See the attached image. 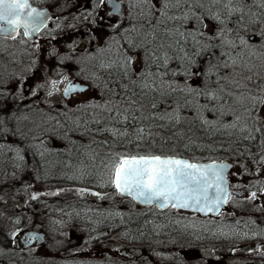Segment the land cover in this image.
Instances as JSON below:
<instances>
[{
	"label": "snow or ice",
	"instance_id": "6c2138e0",
	"mask_svg": "<svg viewBox=\"0 0 264 264\" xmlns=\"http://www.w3.org/2000/svg\"><path fill=\"white\" fill-rule=\"evenodd\" d=\"M105 3L106 0H97L93 7ZM111 8L107 15L123 17L128 26L118 33L119 38H111L107 49L99 50L111 54L99 63L100 69L112 77L111 83H104L109 95L102 98V103L85 100L79 110L99 109L106 115L101 120L93 113L90 120L84 121L81 135L92 131L89 124H104L96 132L113 138L110 147L129 136L130 143L139 145L157 135L164 139L162 133L168 130L182 138L184 132L175 129L198 122L210 137L226 134L234 137L236 144L259 141L258 160L248 148L238 156L248 152L252 163L264 165V0H128L126 16L116 0H111ZM47 19L48 14L33 7L29 0H0V34L5 38L15 39L21 30L23 36L30 37L47 26ZM92 79V87H98V77L93 74ZM50 83L52 89L58 90V81ZM87 91L68 81L63 95ZM52 94L50 90L48 95ZM71 123L66 127L57 120L45 133L50 138L67 139L70 132L82 127L79 117ZM128 127H132L134 135L127 131ZM153 128L160 131L153 132ZM61 129L63 135L57 136ZM9 131L3 128L5 135ZM4 147L0 145V149ZM29 147L41 157L50 151L42 141ZM9 150L15 152L18 161H24L22 149L9 146ZM106 156L100 160L104 171L99 174V186L110 184L119 196L141 204L219 214L221 206L237 195L230 191L226 176L232 165L223 161L200 163L179 155L139 151L109 152ZM90 158L94 161L96 156ZM79 172V177L69 179H82L86 173L82 168ZM250 188L257 189L249 192L250 202L259 198L258 193L264 195V181L257 180ZM76 191L80 195L89 192L85 188ZM90 194L103 199L99 192ZM36 198L34 194L32 199ZM17 235L12 233L14 239ZM33 239L38 237L29 233L25 244Z\"/></svg>",
	"mask_w": 264,
	"mask_h": 264
},
{
	"label": "rangeland",
	"instance_id": "374dc122",
	"mask_svg": "<svg viewBox=\"0 0 264 264\" xmlns=\"http://www.w3.org/2000/svg\"><path fill=\"white\" fill-rule=\"evenodd\" d=\"M124 1L126 16L128 0ZM45 3L50 5L53 11L50 28L57 33L56 43L50 42V53L57 56L55 62L49 65L35 61V73L25 71L21 69L15 51L20 46L17 40L0 39V104L8 103L10 107L21 103L20 107L26 109L12 117H0V134L3 133V128L7 127L10 131L7 133L6 145L13 149H22L21 154L27 159L28 145L31 143L28 140L27 144H22L21 140H33L35 135L40 137L35 139L36 143L42 141L45 147L57 146L59 140L50 138L45 129H52L57 120L61 123L64 120H72L76 117L73 113L79 116L97 113V109L81 111L79 105L85 100L102 103L100 95L108 94L106 90L103 92L100 89L104 88V83H111L112 79L108 78L107 72L100 69L99 57L107 59L111 54L107 51L102 54L99 50L107 49L111 38H119L118 33L128 26L124 18H97L96 11L93 15L82 18L83 12H93L91 0H46ZM80 13L81 16L77 18ZM115 25H119V28L114 30ZM93 74L98 77L95 80L98 87H92ZM70 78L72 83L88 84L89 91L73 93L65 99L64 83ZM53 80L58 81V90L52 89L50 82ZM50 90L53 92L51 96L48 95ZM15 96L17 99L13 103L12 98ZM64 110H70V114L64 113ZM52 117L56 119H51ZM62 117L69 119L62 120ZM9 153L11 158L16 159L14 151L9 150ZM257 154L253 156L258 160ZM4 156L1 154V158ZM223 160L230 161L231 158ZM231 161L234 162V171L239 182L236 188L244 189L249 195L250 185L256 181L249 176L259 177L264 165L251 163V166H255V173H251L253 168L246 164L247 161L252 162L250 156L247 159ZM21 163L22 167L13 166L9 171L2 172L6 173V176L0 175V260H7L9 264H264V260H252L247 257L249 254H255L257 249L258 252H264V240L259 243H244L247 246L242 248L243 242L237 237H229L226 227L229 211L230 216H237L238 209H254L264 205V195H260V200L250 202L247 198L242 200L239 194L216 218L201 219L198 215L173 209L163 211L164 214L161 215L152 212L158 220L163 217L171 228L164 230L165 236L161 238H149V241L143 243H130L121 229L109 230L108 226L107 230H99L100 228L94 226L86 227L85 222L80 219L90 215V212L86 209L83 212L78 211V208L82 205H87V208L115 206L117 210L134 219L136 216L146 215L147 211L143 210L145 207H139L132 200L109 189L99 192L103 199L91 195V192H95L91 189L83 195H80L77 189L71 190L67 198L78 200V207L74 208L72 202L70 204L73 206L70 209L76 211H65L69 201L47 205L50 197L43 190L47 183L39 179L40 172L33 163L26 159ZM243 164L244 167H241ZM34 194L36 199H32ZM16 220L20 223L16 224ZM202 224L205 229L209 227V233L199 231L197 225ZM25 228L42 230L45 233V242L39 251L36 248L20 250L19 236L14 239L12 233H18Z\"/></svg>",
	"mask_w": 264,
	"mask_h": 264
},
{
	"label": "trees",
	"instance_id": "16d2710c",
	"mask_svg": "<svg viewBox=\"0 0 264 264\" xmlns=\"http://www.w3.org/2000/svg\"><path fill=\"white\" fill-rule=\"evenodd\" d=\"M39 1L43 4H47L45 3L46 0ZM99 58L105 59L104 57ZM108 78L112 79L110 76ZM100 90L104 92L106 89L101 87ZM108 95L109 94L105 96V93L100 95V101L103 102L102 98L106 99ZM59 113L61 116L63 115L61 112ZM64 113L70 114V110H64ZM73 115L76 117L72 118V120H64L69 119V117H62L61 119L64 120L62 123L66 127H71V122L79 117L82 125L80 129L70 132L67 139L57 138L59 140V145H51L48 148L50 151L45 153L43 157L38 154V151L35 148L28 147V159L25 158L29 162L33 163L34 167L40 172L39 179H42L44 183H47V186L45 185L43 187L44 193H47V195L52 192L59 193L58 195H49L50 199H48L49 203L47 205L53 203L62 204V202L66 203L69 201L68 204H66L65 211H76L75 209H70V207H73L70 205L71 202L75 205L74 208L78 207L77 199L67 198L71 194V190L73 191L74 189L85 188L88 190H94L95 192H101L108 189L114 191V188L110 184L104 187L99 186L102 183L99 174L104 171L100 166V160L107 159L106 153L109 152H130L133 154L138 151L141 153L153 152L161 155L185 156L192 161L204 162L209 161V159H247L249 157L248 152H245L243 156H238V152L244 151L245 148L250 149L252 155H256L261 151L259 141L254 144H236L234 143L235 138H229L226 134H217L210 137L208 133L201 130V126L198 122L194 126L184 123L175 129L176 131L184 132L182 138L173 136L172 130H168L162 133L164 139H161L160 136L157 135L153 139H146L143 143L137 145L135 142L130 143V141H132V136H129L126 139L115 141V147H110L109 145L113 144V138L109 134H97L96 132L97 127H103L104 124L99 126L89 124L92 131L81 135V133L84 132V121L90 120L93 114H81L79 116L77 113H73ZM105 115L106 114L97 109V118L104 120ZM63 131L64 130L61 129L57 133V136H62ZM127 131L134 135L132 127H128ZM159 131V129L153 128V132ZM28 140L31 145L32 142L34 144H39V142L36 143L35 139L31 140L30 138L21 140V143L27 144ZM104 140H107L108 144L100 143ZM189 140H191L192 143H188ZM72 141H74V143H72ZM1 144L5 147L0 149V157L1 154L3 156L5 154L6 156L0 159L2 162L0 165V175L6 176L7 174L2 172L9 171L11 167L18 166L21 162H17V159L11 158L12 156L9 153V146L6 145V141L4 143H0V145ZM185 144H188L187 148H185ZM222 147H230L231 150L224 151L222 150ZM4 149L5 153L3 152ZM93 154L96 156L94 161L90 158ZM81 168L86 173L82 179H69V177L73 176L79 177V169ZM104 180H107L106 175L104 176ZM87 207V205H82L81 208H78V211L83 212L86 209L90 212V215L80 219V221L85 222L86 227L90 228L94 226L95 228H100L99 230H107V226L109 227V230L121 229L123 233H126L128 242L130 243H143L149 241V238L150 240L153 238H161L165 236L164 230L168 229V227L171 228L170 225L165 222L163 217H160L161 219L158 220L155 215H153L152 212L159 215L164 214L163 212L158 213V211L154 208H143V210L147 211L145 216H136L134 219H131L130 216H127L122 211L117 210L115 206L107 208H101L99 206H93L92 208ZM116 213H119L120 215H116ZM203 226L204 224L197 225L199 231L209 233V227L205 229ZM227 226L228 224L226 227ZM158 227L160 229H158Z\"/></svg>",
	"mask_w": 264,
	"mask_h": 264
},
{
	"label": "flooded vegetation",
	"instance_id": "af4514ba",
	"mask_svg": "<svg viewBox=\"0 0 264 264\" xmlns=\"http://www.w3.org/2000/svg\"><path fill=\"white\" fill-rule=\"evenodd\" d=\"M31 1L37 5H47V4H43L39 0H31ZM91 1H92V4L97 2V0H91ZM122 2H123L122 3V12L124 13L125 12V1L122 0ZM95 11H96V13H98L97 18L107 19V18H109L107 13L109 11H111V8L107 5V0H106V3L104 5H101L99 8L93 7L92 15H93V13H95ZM79 16H81V13L77 16V18ZM87 16H89L88 13H86V12L82 13V18L87 17ZM124 16H125V14H124ZM110 18L119 20V19H122L123 17H121V16L117 17V16L113 15ZM51 23H52V21L48 22L47 26L38 33L36 40H28L25 36H23L22 31L20 32L19 35L16 36L15 39L0 37V39H2L4 41H6V40L7 41L17 40V43L20 46H19L18 50L15 49V51L18 54L19 65L22 67L21 69L35 73V71L33 70L35 61L37 63H41V64L47 63L50 65V64H52V62H55L57 60V56H52L50 53V42L53 44L56 43L55 35L57 34L54 31V29L50 28ZM21 72H22V70H21ZM69 80L71 81L72 79L70 78V79L66 80L64 84H66ZM16 99H17L16 96H15V98H12V102L14 103L16 101ZM20 105H22V104L20 103L18 106H10L9 107L8 103L4 104V107H0V117L1 118L12 117L15 114L23 113V110H26V109H24L23 106L20 107ZM7 137H8L7 134L5 135V134L1 133L0 134V143H4L6 141ZM49 147H47V148H49ZM0 159H1V157H0ZM251 163L252 162H248V161L246 162V164H249L248 167H250V168L255 167L253 165L251 166L250 165ZM1 164H2V162L0 161V165ZM251 173H255L254 168L251 170ZM253 176L254 175H250L249 177L251 179L253 178V180L256 179V181L257 180L264 181V170L261 172L259 177H257V176L253 177ZM228 180H229L230 191H232L233 193H237V195L234 196L235 198L239 194H241L240 196L242 197V200L247 198L248 193H245L244 189L239 190L236 188V185L239 182H238V178L236 177V174L234 171V162H233L231 169L228 172ZM250 191H257V189L256 188H250ZM258 197L259 198L257 200H260V194L259 193H258ZM230 201L227 203V206L230 203ZM237 211H239V214L237 213V216H230L229 214L231 213V211H229V213H228L229 217L226 219V221L228 222L227 230H228V233L230 234L229 237L234 236V239L237 237L239 240H241L243 242L241 245L242 248L244 246H247V244H249L248 242H250V241H255V243H259V242H261L260 240H264V205H261L257 208H254V209L250 208V207L241 208V210L238 209ZM233 217H235V218H233ZM235 222H236V224H235ZM36 231L43 232L42 230H36L33 228H25V229L20 230L18 232L19 241L21 242V249L20 250L36 248L37 251H39L41 249V247L44 245V242H45V233L44 232H43L44 233L43 242H39V239H33V240L29 241L27 244H25V236L28 235L29 233H31V234H34L35 237H37L35 235ZM255 233H262V234L261 235H254ZM244 243H247V244H244ZM253 247H255V246H253ZM262 253H264V252L256 251L255 254H249V255H247V257L252 259V260H254V259L264 260V255H262ZM122 254H123V252H122ZM0 264H9V262L7 260L3 259V260H0Z\"/></svg>",
	"mask_w": 264,
	"mask_h": 264
},
{
	"label": "water",
	"instance_id": "95a60500",
	"mask_svg": "<svg viewBox=\"0 0 264 264\" xmlns=\"http://www.w3.org/2000/svg\"><path fill=\"white\" fill-rule=\"evenodd\" d=\"M29 2L32 4L33 7H36L38 10L43 11V12H46V13L48 14V19H47V21H46V24H47V22H48V21L51 19V17H52V12H51L47 7H45V6H38V5H35V4H33V3L31 2V0H29ZM116 2H117V3H120V4L122 5V1H121V0H116ZM107 5L111 8V0H107ZM111 11H112V8H111ZM117 16H118V15H117ZM43 28H44V27H43ZM43 28H41L38 32L33 33L30 37H26V38H27L28 40H36L38 33H39ZM21 31H22V30H21ZM0 37H5V36H4V34H0ZM73 84H79V85H81L82 87L88 88V85H87V84H81V83H78V82H75V83H73ZM74 93H75V92H74ZM63 97H64L65 99L68 98V97H65L64 95H63ZM181 157L186 158V159H189V158L184 157V156H181ZM216 161H223V160H216ZM210 162H212V160H211V161L209 160V161H207V162H200V163H210ZM223 162L232 165L231 161H230V162H228V161H223ZM230 169H231V168H230ZM230 169H228V171H227V173H226V176L228 175V172H229ZM227 179H228V177H227ZM124 197H126V196H124ZM127 198H130V197H127ZM130 199H131V198H130ZM131 200H132V199H131ZM132 201H133V200H132ZM133 202H135L138 206H141V207H154L156 210H158V212H159V211H164V210L168 209V208L160 209V208H157V207H155V206H150V205H146V204H141V203H138V202H136V201H133ZM225 205H226V204H224V205L221 206V208H220V210H219V213H220L221 210L225 207ZM173 210H175V209H173ZM179 211H184V212H189V213H198V214H201L202 216H217V215H218V214H216V213H214V212H209L207 215H205L204 213H201V212H195V211H192L191 209H180ZM35 235L38 237L39 242H42V241H43V233H41V232H36Z\"/></svg>",
	"mask_w": 264,
	"mask_h": 264
}]
</instances>
